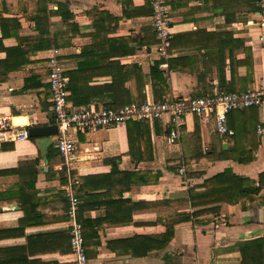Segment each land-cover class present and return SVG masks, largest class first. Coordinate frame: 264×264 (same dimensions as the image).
Here are the masks:
<instances>
[{
    "label": "crops",
    "instance_id": "obj_1",
    "mask_svg": "<svg viewBox=\"0 0 264 264\" xmlns=\"http://www.w3.org/2000/svg\"><path fill=\"white\" fill-rule=\"evenodd\" d=\"M165 1L173 32L170 57L160 65L165 100L203 97L229 86L236 92L264 89V49L257 14L249 10L254 0ZM149 3L0 0V118L26 120L0 138V264H74L73 198L88 264H241L233 247L264 237L258 200H247L245 207L193 206L189 197L227 168L258 185L264 139L257 132V108L235 111L228 121L233 131H242L239 148L252 153L247 162L243 154L221 159L232 136L221 138L213 119L206 123L192 114L173 145L166 141V117L142 128L126 123L71 131L77 151L70 160L57 149V135L15 136L56 124L49 82L53 55L69 79L73 107L137 103L142 84L145 102L156 101L152 68L162 59ZM263 195L262 188L258 197Z\"/></svg>",
    "mask_w": 264,
    "mask_h": 264
},
{
    "label": "built area",
    "instance_id": "obj_2",
    "mask_svg": "<svg viewBox=\"0 0 264 264\" xmlns=\"http://www.w3.org/2000/svg\"><path fill=\"white\" fill-rule=\"evenodd\" d=\"M153 7V30L157 38L156 53L161 59L170 57L171 40L173 36L170 7L165 0H150ZM257 8L256 24L260 30L258 41L264 49V0H254ZM49 82L52 94V111L58 126L56 147L62 155L70 160L77 151V143L70 136L71 131L92 132L98 129H108L124 125L128 121H150L164 119L171 126L166 141L169 145L180 140L181 131L187 115H196L208 123L212 119L217 133L221 138L233 136L234 131L229 127L228 117L234 110L257 108L261 113V123L257 132L264 139V89L255 88L246 92L218 91L214 95L195 98H173L169 101L132 103L121 108L73 107L68 103L69 79L65 74L62 62L53 55L49 61ZM21 127V126H19ZM18 125L11 120L0 118V138L6 133L14 132ZM17 139H30L27 129L15 133ZM185 169L180 170L184 174ZM77 199H72L70 215L74 219L71 231V245L76 259L74 264H88L85 253L82 225L75 221Z\"/></svg>",
    "mask_w": 264,
    "mask_h": 264
},
{
    "label": "trees",
    "instance_id": "obj_3",
    "mask_svg": "<svg viewBox=\"0 0 264 264\" xmlns=\"http://www.w3.org/2000/svg\"><path fill=\"white\" fill-rule=\"evenodd\" d=\"M249 10L250 11L254 10L256 12L257 8L255 5H253V7L250 5ZM245 50L247 51L246 58L250 59L251 55L249 49H245ZM231 61H232V57H231ZM163 62H164L163 59L158 61L152 68L153 90H154L155 100L157 102L169 101L163 98L164 93H162V85L164 86V88L166 87V81L162 76V71L160 70V65ZM224 70H225V57L222 58V67L220 69V74L224 75ZM142 86L143 84L139 88L140 94H139V98L137 99V103L140 104L146 101V97L145 95L142 94L141 91L143 89ZM245 90L246 89L241 88V90L239 91H245ZM218 91H223V90H218ZM218 91L211 92L210 94H206L204 96L214 95ZM224 91L236 92L238 90L232 86H229L227 88H224ZM109 107L111 108L114 106L113 105L106 106V108ZM249 110H251V108H247V110L244 109V111H249ZM235 111L238 110L232 111L230 115ZM229 117H228V121H229ZM145 122L147 121H142V122L128 121L127 123L130 128L136 126L142 128L143 126H145L144 125ZM247 127L248 129H250V127L246 123L244 128ZM251 128L254 129L253 133L255 134L256 126L254 125ZM241 134H242L241 129H236L234 131V135L231 137L230 149L228 151H222L221 159L237 160L240 154H243L244 161L245 162L249 161L250 155L252 153L250 151H245L244 147L239 148V145L241 146V140H242ZM254 149H256V146H254ZM256 184H257L256 181L254 180L252 181L248 178L238 176L235 173H233L231 169L227 168L223 172L207 179L204 183L205 190L203 192H196L195 190H191L189 193L190 202L193 206H207L215 203H228V202L237 204L239 202H242L243 207H245L247 200H251V201L258 200L260 204L264 205V195L263 197H258L260 190L262 188L264 189V172L260 174L258 185ZM188 220L189 219L186 218L185 221ZM178 222H181V220H179ZM233 249L241 253L242 256L241 264H264V237L250 241L240 242L236 244L233 247Z\"/></svg>",
    "mask_w": 264,
    "mask_h": 264
},
{
    "label": "water",
    "instance_id": "obj_4",
    "mask_svg": "<svg viewBox=\"0 0 264 264\" xmlns=\"http://www.w3.org/2000/svg\"><path fill=\"white\" fill-rule=\"evenodd\" d=\"M28 132L31 138L54 136L58 134V126L56 124L31 126Z\"/></svg>",
    "mask_w": 264,
    "mask_h": 264
},
{
    "label": "bare ground",
    "instance_id": "obj_5",
    "mask_svg": "<svg viewBox=\"0 0 264 264\" xmlns=\"http://www.w3.org/2000/svg\"><path fill=\"white\" fill-rule=\"evenodd\" d=\"M16 125H24L26 123V120L25 119H17L15 121Z\"/></svg>",
    "mask_w": 264,
    "mask_h": 264
}]
</instances>
